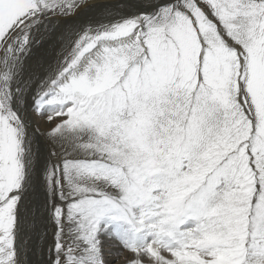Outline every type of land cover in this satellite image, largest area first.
Returning a JSON list of instances; mask_svg holds the SVG:
<instances>
[{"label":"snow or ice","instance_id":"obj_1","mask_svg":"<svg viewBox=\"0 0 264 264\" xmlns=\"http://www.w3.org/2000/svg\"><path fill=\"white\" fill-rule=\"evenodd\" d=\"M123 253L264 264V0H0V264Z\"/></svg>","mask_w":264,"mask_h":264},{"label":"bare ground","instance_id":"obj_2","mask_svg":"<svg viewBox=\"0 0 264 264\" xmlns=\"http://www.w3.org/2000/svg\"><path fill=\"white\" fill-rule=\"evenodd\" d=\"M106 2H107V0H96V1L90 0L89 1V3H91V4H103V3H106ZM90 16H91V13H89V14H81L78 17H76V16L69 17L67 19V22L65 23L64 27L65 28H76V27H79L83 23H86L88 21V19L90 18ZM53 43L56 45L54 51H53V48H52V44L45 43L39 49V51L36 52L37 58L38 59H46V60H49V61L54 63L55 59H56V56L62 50V44H61L59 39L53 41ZM47 152H48L47 145L44 144V143H41V145H40V153H41L42 159L47 156ZM127 255H128L127 253H123V255L121 256L120 259H124V257H126ZM45 258H46V255L42 257L39 254H37L35 257L32 258L33 259V264H35L36 261L41 260V259H45Z\"/></svg>","mask_w":264,"mask_h":264},{"label":"rangeland","instance_id":"obj_3","mask_svg":"<svg viewBox=\"0 0 264 264\" xmlns=\"http://www.w3.org/2000/svg\"><path fill=\"white\" fill-rule=\"evenodd\" d=\"M90 1V0H89ZM93 1V0H92ZM96 1V0H94ZM44 126V125H43ZM43 126H41V130H43ZM45 127V126H44ZM46 259V258H45ZM117 264H124V259H120L117 261Z\"/></svg>","mask_w":264,"mask_h":264}]
</instances>
